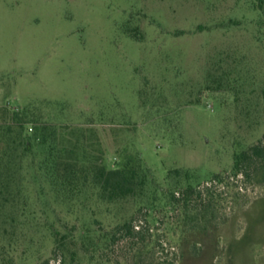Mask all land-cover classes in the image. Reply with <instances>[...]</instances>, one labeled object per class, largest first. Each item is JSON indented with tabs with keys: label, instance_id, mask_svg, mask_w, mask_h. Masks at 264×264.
Returning a JSON list of instances; mask_svg holds the SVG:
<instances>
[{
	"label": "rangeland",
	"instance_id": "1",
	"mask_svg": "<svg viewBox=\"0 0 264 264\" xmlns=\"http://www.w3.org/2000/svg\"><path fill=\"white\" fill-rule=\"evenodd\" d=\"M263 85L255 0H0V264H223L264 183L210 179L261 140ZM53 147L58 163L77 156L84 169L141 166L149 184L115 203L99 199L88 171L67 188ZM187 185L210 186L214 210L171 204ZM194 205L216 225L217 246L182 263V227L204 225ZM129 219L139 233L112 245L108 232ZM62 236L65 259L53 254Z\"/></svg>",
	"mask_w": 264,
	"mask_h": 264
},
{
	"label": "trees",
	"instance_id": "2",
	"mask_svg": "<svg viewBox=\"0 0 264 264\" xmlns=\"http://www.w3.org/2000/svg\"><path fill=\"white\" fill-rule=\"evenodd\" d=\"M257 2L258 8L262 11L264 15V0H255ZM262 100L264 103V85L261 91ZM8 111H4L7 113ZM20 133V132H19ZM35 134V133H34ZM44 142H42L43 144ZM45 144V143H44ZM76 147L71 150L65 151L68 157L76 153ZM50 152L53 153L54 158H56L54 173H57L58 178L62 180V185L67 188H77L80 183V179H84V183L87 181V177L90 178V183L93 187L97 189L98 197L100 200L107 203H115L130 197L141 196L148 186L147 174L142 170L141 166L138 167H122L119 169H107L102 164H93L87 169L78 167V157L72 156L71 161H65L64 163H58L63 158V151L61 149L50 148ZM58 165V166H57ZM58 167V168H56ZM88 171V175H87ZM172 174L179 176V171L174 170ZM87 175V177H86ZM81 176V177H80ZM185 176H189L185 173ZM230 177H242L244 181L248 182H258L260 184L264 183V133L256 144L249 146L247 149L234 155L233 164L231 172L227 175L215 174L211 177L210 183L221 182L222 183ZM86 180V181H85ZM211 187L205 186L202 189L187 185L185 188L179 189L178 191L172 192L169 195V201L173 205H184L185 214L189 209L190 203L192 201H199V205L203 204L204 200L208 202L204 205L206 212L212 207V196ZM194 211V221H203L204 225L202 227H193L190 229L188 234L185 235V227H182V235L184 237L181 239L180 243V253L179 258L181 262H186L190 256H196V258H206L207 260L214 257V250L216 249L218 239L216 231V225L212 223V219L207 218L206 212L198 209V205L193 206ZM209 208V209H208ZM252 208L260 210V213L252 211ZM253 209V210H254ZM254 212L255 217L252 216ZM245 228L240 236L235 239H230L223 249V264H236L235 261L237 257H246L247 260L243 263L255 264V257L251 253L258 248L261 242H264V227H256V223L262 222L264 226V197L253 201L248 209L245 211L244 215ZM191 219V218H190ZM192 220V219H191ZM136 225H134L133 219L126 220L122 223L117 224L110 232H108L109 240L112 245L117 243H126L128 240L132 241L135 235L139 232L136 231ZM185 230V231H184ZM192 237L193 248L188 249L184 242L190 241ZM65 237H60L57 239V245L53 250L55 255L59 252L63 259L66 258V251L68 247L63 245L62 242ZM187 241H186V240ZM62 241V242H61ZM198 246L199 249L196 248ZM255 249V250H254ZM68 253V252H67ZM77 253L72 251L70 255V260L73 262L76 258ZM249 258V259H248ZM242 263V264H243ZM48 264V262L46 263ZM59 264H64V260H60ZM130 264H151L145 260H141L139 257H132V262Z\"/></svg>",
	"mask_w": 264,
	"mask_h": 264
}]
</instances>
